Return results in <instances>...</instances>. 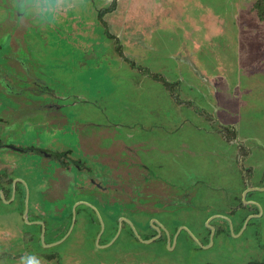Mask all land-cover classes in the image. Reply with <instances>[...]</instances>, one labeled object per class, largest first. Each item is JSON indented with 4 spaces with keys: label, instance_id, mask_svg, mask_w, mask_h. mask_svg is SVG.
I'll return each mask as SVG.
<instances>
[{
    "label": "rangeland",
    "instance_id": "374dc122",
    "mask_svg": "<svg viewBox=\"0 0 264 264\" xmlns=\"http://www.w3.org/2000/svg\"><path fill=\"white\" fill-rule=\"evenodd\" d=\"M258 1L0 0V116L7 122L0 137L29 152L0 151V167L18 174L23 188L16 199L0 195V264H26L31 256L40 264H264ZM42 151L83 162L84 153L115 155L118 162H106L123 167L117 172L124 177L137 165L126 158L135 156L148 177L167 180L144 190L150 203L163 194L184 203L191 196L192 214L182 216L195 227L222 226L208 221L214 213H235L236 220L208 242L181 232L171 245L122 236L102 246L107 219L93 211L79 217L67 240L41 248L19 230L30 222L22 210L40 191L63 197L57 209L84 186L73 170L57 168L52 180L56 163ZM88 164L105 186L100 165ZM245 186L260 188L245 197L255 208L241 204Z\"/></svg>",
    "mask_w": 264,
    "mask_h": 264
},
{
    "label": "flooded vegetation",
    "instance_id": "af4514ba",
    "mask_svg": "<svg viewBox=\"0 0 264 264\" xmlns=\"http://www.w3.org/2000/svg\"><path fill=\"white\" fill-rule=\"evenodd\" d=\"M101 19L102 16L100 17V20ZM6 123V120L0 116V133L5 129ZM225 126L230 129V125L225 124ZM243 146L246 147L244 143ZM3 149L4 151L11 150L17 153L18 156H27L29 153L26 148H23L20 145L15 146L14 143H12V145L4 143L0 137V151ZM42 153L48 158V161L53 159L56 163L50 177L52 180H56L54 178V172L57 168H62L64 171L73 170L74 172H79V174H77L82 180L84 179L81 182L84 186L80 187L81 193L79 197L75 198L73 202H71V200L74 197L72 199H66L67 201L62 203V206L57 209H55L54 202L55 200H60L62 196L57 195L47 197L44 196L42 191H40L38 194L41 196L38 197L41 198H39L40 200L38 199L39 201L36 200L34 203L32 202V210L28 207V203L26 208L22 210L20 214L21 219L24 215L27 220H30V222L29 226L26 227L23 225L19 230L21 233H29L34 236L36 238L35 241L38 242V246L41 248H53L56 244L67 240L78 222L79 217H84L85 215L86 219H90L93 211L101 213L102 210L107 219L106 223L105 220L101 218L102 229H100L98 240L105 234V232L109 236V239L105 241L102 246L111 245L122 236H128L129 238L137 236L142 242L152 239L150 242L164 241L165 243L167 242L168 245H171L173 240H178V236L181 232L190 233L196 238L200 237L204 240L208 239V242L220 232L222 226L229 227L232 222L236 220L235 213H214L208 217V221L221 219L222 226L218 223L213 225V223L208 222V227L205 228L204 223L200 224L199 222L195 227L192 224V221L186 220L182 216L183 213H186L187 216L192 214V211L189 210L188 207L191 205V196H186V200L183 198V195H181V197L187 202L184 203L180 197H174L173 199V197L170 198L163 194L150 203L148 198L149 195H146V191L144 190L147 187H150L154 182L161 185V183H166L167 180H164L161 176L155 174L152 177H148L145 172L147 167L146 164L138 165L139 162H135V156H129V158H126L128 163L131 162L137 165L132 166L130 164L132 168L129 167L130 169L125 170L126 177H124L121 172H117L118 169L120 170L123 167L118 163L112 166L106 162L107 159L112 160L115 158V155H112L110 158L105 152L84 153V155L87 156V159L84 162L82 158L73 157L71 153L67 154L62 152L61 154H51L48 151H42ZM88 158L91 160L92 166L97 164L100 165L101 170H98L97 173H99L101 177L107 179V186L102 185L99 178L92 175L94 172H91L90 170L91 167L88 164ZM115 160L117 162L119 161V159L116 158ZM66 167L68 169H65ZM113 172L117 173L113 176ZM8 174L9 173H7L5 167H0V191L2 192L0 195L6 200L10 197L16 199L17 197H20L19 193L23 189L21 186L22 180L20 177H17L18 174L12 177H9L10 174L7 176ZM66 175L67 174H64V176ZM120 176L123 178H119ZM263 183L264 175L261 186ZM126 187H131V190H129V196L125 192ZM247 187L254 186H245L243 192ZM57 190L60 192V190L62 191V188H58ZM83 192H85V194H83ZM248 193H251V191H248L245 197ZM245 197V204L241 201L242 206L247 207L249 205L250 207L255 208L257 203L253 201V199L246 201ZM42 202L47 203L46 209H44ZM170 203L173 204L174 207L169 209L167 206ZM56 212L60 213L59 218H55ZM224 216L229 217L231 222L226 220ZM210 226L213 227V229H211ZM52 235L55 236L54 239L50 237ZM47 238L49 239L48 241ZM48 252L49 254L54 253V251Z\"/></svg>",
    "mask_w": 264,
    "mask_h": 264
},
{
    "label": "trees",
    "instance_id": "16d2710c",
    "mask_svg": "<svg viewBox=\"0 0 264 264\" xmlns=\"http://www.w3.org/2000/svg\"><path fill=\"white\" fill-rule=\"evenodd\" d=\"M258 8H259V13H258V16L260 19H264V6H263V1L262 0H259L258 1ZM104 11H107V9H105ZM103 14V10L100 11L99 15L100 17L102 16Z\"/></svg>",
    "mask_w": 264,
    "mask_h": 264
},
{
    "label": "water",
    "instance_id": "95a60500",
    "mask_svg": "<svg viewBox=\"0 0 264 264\" xmlns=\"http://www.w3.org/2000/svg\"><path fill=\"white\" fill-rule=\"evenodd\" d=\"M257 189H260L259 187H247L245 190H244V192H243V198L245 197V195H246V193L248 192V191H253V190H257ZM0 193H2L1 191H0ZM216 216V215H215ZM249 217H251V215L250 216H248L247 218H246V220L249 218ZM246 220H245V222H246ZM211 227V226H210ZM211 229H213V227H211ZM152 239H148V240H145L146 242H150Z\"/></svg>",
    "mask_w": 264,
    "mask_h": 264
},
{
    "label": "clouds",
    "instance_id": "9594fccd",
    "mask_svg": "<svg viewBox=\"0 0 264 264\" xmlns=\"http://www.w3.org/2000/svg\"><path fill=\"white\" fill-rule=\"evenodd\" d=\"M36 7H39V5H36ZM26 264H40V260L35 256H31L27 259Z\"/></svg>",
    "mask_w": 264,
    "mask_h": 264
},
{
    "label": "crops",
    "instance_id": "0c3cea01",
    "mask_svg": "<svg viewBox=\"0 0 264 264\" xmlns=\"http://www.w3.org/2000/svg\"><path fill=\"white\" fill-rule=\"evenodd\" d=\"M18 176V175H17Z\"/></svg>",
    "mask_w": 264,
    "mask_h": 264
}]
</instances>
